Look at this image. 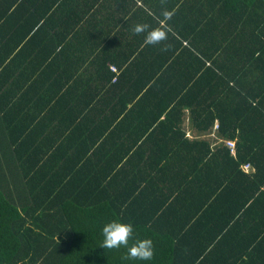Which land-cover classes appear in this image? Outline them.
I'll return each instance as SVG.
<instances>
[{"label":"trees","instance_id":"trees-1","mask_svg":"<svg viewBox=\"0 0 264 264\" xmlns=\"http://www.w3.org/2000/svg\"><path fill=\"white\" fill-rule=\"evenodd\" d=\"M58 11L71 21L65 32L116 25L142 45L135 86L151 108L124 152L100 150L119 125L81 153L34 151L39 135L63 127L22 85L42 70L33 61L71 44L53 34ZM138 24L166 39L146 43ZM150 170L171 201L147 196ZM112 219L134 225L131 242L153 241L150 262L100 248ZM0 264H264V0H0Z\"/></svg>","mask_w":264,"mask_h":264},{"label":"crops","instance_id":"crops-1","mask_svg":"<svg viewBox=\"0 0 264 264\" xmlns=\"http://www.w3.org/2000/svg\"><path fill=\"white\" fill-rule=\"evenodd\" d=\"M68 8L71 9V6L69 5ZM93 13V10H88L84 11L81 16L83 19H88ZM94 15L96 18L100 17L99 14ZM65 16L66 13H61V11L54 13L57 25L53 29V34L56 33L60 39L67 38L71 44L62 49L63 55H55V53H59V48H56V52L51 49L52 59L44 60V62L33 61L34 68L42 69L40 72L32 75L24 73L29 81L22 84L23 91L27 94V89L31 90L28 95H32L38 100V103L34 102V108H53V114L63 125L59 129V135L56 130L51 131L53 139L45 137L43 134L39 135L33 147L34 151L37 156H45L43 153L52 150L57 151L60 155L62 152L66 153V150L81 153V150L87 146L85 141L88 140V144H93V148H95L104 143L103 139L107 135L106 133L115 131L119 125L117 131L109 137L111 140L103 144L100 149L117 155L118 152H124L126 147L132 145L133 138L141 131L134 127L136 118L147 115L151 108L147 101L140 102L142 80L137 69V59L140 56L139 49L142 45L137 46L138 44L135 45L134 40L128 42L124 39L119 34L121 29L116 25V28L111 31L102 28L101 33L85 28L75 34V27H71L65 32L63 27H67L71 22L69 19L65 20ZM83 19L81 21L87 24L88 22ZM98 35L101 36V42L96 40ZM54 56L59 61L53 60ZM11 57L9 60L6 59L5 64L10 63L8 61ZM143 61L148 66H153L150 60L143 59ZM51 67H53V75L50 72ZM112 67H115V70ZM62 69H70L72 76L70 80L64 77ZM12 80L13 78L2 82L3 93L6 90L8 93L11 92ZM137 81H140V85L137 84L138 87L135 86ZM52 82L55 87L50 91ZM26 99L29 107L33 108L30 106L33 100H30L27 95ZM107 124H111V126L105 131V134H102V130ZM51 127L48 118L41 128L49 129ZM186 130V136L189 137V130L187 128ZM40 133H50V131L42 129ZM126 137L129 139V144ZM64 147H69V149H64ZM59 148L62 152L58 150ZM134 149L136 148L133 147L130 151L133 152ZM141 154L142 151L135 154L131 161L138 162L136 158ZM99 155L100 153L97 156L99 157ZM127 155L129 156V154ZM141 166L142 163L138 165V169ZM149 172L152 177L153 190L148 192L147 196L153 199L152 203L160 202L169 193L163 184L157 181L156 176H153L154 171L150 170ZM169 196V201H171L174 196ZM176 220L173 223H176Z\"/></svg>","mask_w":264,"mask_h":264},{"label":"clouds","instance_id":"clouds-1","mask_svg":"<svg viewBox=\"0 0 264 264\" xmlns=\"http://www.w3.org/2000/svg\"><path fill=\"white\" fill-rule=\"evenodd\" d=\"M134 31L145 33V41L148 44H156L166 39V33L159 29L149 30L148 25L138 24ZM134 225L119 219H112L104 223L101 228L103 237L101 247L103 249H118L121 246L127 249V258L141 262H150L155 254L153 241L150 238L135 239Z\"/></svg>","mask_w":264,"mask_h":264},{"label":"built area","instance_id":"built-area-1","mask_svg":"<svg viewBox=\"0 0 264 264\" xmlns=\"http://www.w3.org/2000/svg\"><path fill=\"white\" fill-rule=\"evenodd\" d=\"M113 70H115V67H112ZM226 144L228 145V147L231 150V153H234V142L232 141H227ZM243 169L247 172L249 169V165H245L243 166Z\"/></svg>","mask_w":264,"mask_h":264},{"label":"bare ground","instance_id":"bare-ground-1","mask_svg":"<svg viewBox=\"0 0 264 264\" xmlns=\"http://www.w3.org/2000/svg\"><path fill=\"white\" fill-rule=\"evenodd\" d=\"M243 169V168H242Z\"/></svg>","mask_w":264,"mask_h":264}]
</instances>
